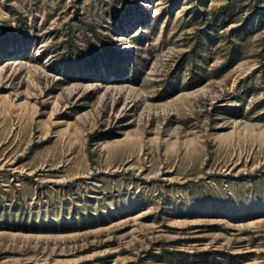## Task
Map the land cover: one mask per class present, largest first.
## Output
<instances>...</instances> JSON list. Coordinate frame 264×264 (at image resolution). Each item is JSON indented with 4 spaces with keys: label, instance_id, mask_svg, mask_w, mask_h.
I'll return each instance as SVG.
<instances>
[{
    "label": "rangeland",
    "instance_id": "1",
    "mask_svg": "<svg viewBox=\"0 0 264 264\" xmlns=\"http://www.w3.org/2000/svg\"><path fill=\"white\" fill-rule=\"evenodd\" d=\"M0 264H264V0H0Z\"/></svg>",
    "mask_w": 264,
    "mask_h": 264
},
{
    "label": "trees",
    "instance_id": "2",
    "mask_svg": "<svg viewBox=\"0 0 264 264\" xmlns=\"http://www.w3.org/2000/svg\"><path fill=\"white\" fill-rule=\"evenodd\" d=\"M215 20H217V19H215ZM97 52H98V55H99V49H98V51H97ZM100 55H101V54H100ZM108 68H109V67H108Z\"/></svg>",
    "mask_w": 264,
    "mask_h": 264
}]
</instances>
